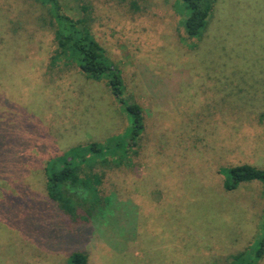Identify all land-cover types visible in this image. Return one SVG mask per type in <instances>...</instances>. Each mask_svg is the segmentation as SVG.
Returning a JSON list of instances; mask_svg holds the SVG:
<instances>
[{"label":"rangeland","instance_id":"obj_1","mask_svg":"<svg viewBox=\"0 0 264 264\" xmlns=\"http://www.w3.org/2000/svg\"><path fill=\"white\" fill-rule=\"evenodd\" d=\"M85 4L143 108L144 159L96 169L105 215L89 222L49 200V162L122 134L128 121L105 81L51 67L44 5L0 0V264H69L77 251L88 264H227L255 248L263 186L228 192L222 170L264 169V0H218L200 39L185 34L181 0Z\"/></svg>","mask_w":264,"mask_h":264},{"label":"trees","instance_id":"obj_2","mask_svg":"<svg viewBox=\"0 0 264 264\" xmlns=\"http://www.w3.org/2000/svg\"><path fill=\"white\" fill-rule=\"evenodd\" d=\"M31 1L39 2L48 9L49 28L53 33L55 47L51 67L75 66L87 79L105 81L128 121L122 134L104 142L77 145L61 157L51 160L45 170L49 200L71 220L77 221L81 217L89 222L99 214L105 215L99 190L102 178L96 169H136L143 162L147 145L144 111L139 103L127 95L121 70L93 34L92 9L85 4V0ZM181 1L188 12L185 34L189 39H200L209 25L218 0ZM66 9H71L74 15L68 14ZM260 120L264 123V114ZM222 172L227 177L224 184L226 191L232 192L243 183L256 181L262 184L264 193V169L243 164L225 168ZM80 211L83 216H80ZM263 258L264 234L255 248L230 256L227 264H260ZM88 260L86 252L77 251L70 255L68 263L88 264Z\"/></svg>","mask_w":264,"mask_h":264}]
</instances>
